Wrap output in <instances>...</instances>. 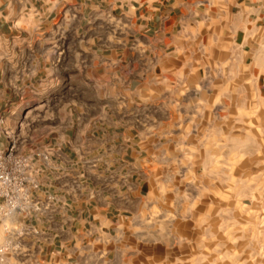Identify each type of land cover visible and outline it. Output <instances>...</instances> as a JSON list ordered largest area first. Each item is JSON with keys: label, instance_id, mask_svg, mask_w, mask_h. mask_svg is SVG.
<instances>
[{"label": "clouds", "instance_id": "9594fccd", "mask_svg": "<svg viewBox=\"0 0 264 264\" xmlns=\"http://www.w3.org/2000/svg\"><path fill=\"white\" fill-rule=\"evenodd\" d=\"M103 3L107 8L96 0H0V264H136L142 248L164 253L192 246L197 255L171 264H264V95L258 86L264 0ZM181 5L191 15L180 21L178 35L173 32L176 51L159 56L155 40L139 37L130 48L139 68L96 55L89 63L75 49L59 63L52 58L58 41L46 34L54 16H62L56 34L66 45L87 23L96 26L102 48L114 49L129 44L135 20L158 18L163 31L175 23L163 17ZM145 7L148 15L137 17ZM117 9L120 16L112 15ZM203 28L209 29L207 44ZM184 53L182 67L155 75L165 57ZM97 61L105 77L85 79ZM145 76L156 88L147 99L163 97L164 111L179 117L175 137L140 110L139 120L125 122L129 100L146 103L139 86L130 87ZM21 96L29 99L16 106ZM117 123L135 124L141 144L168 137L173 150L157 144L151 156L159 172L146 169L143 160H123L127 140L119 143L121 134L108 131ZM237 166L250 169L246 177L233 176ZM221 188L236 207L216 203L217 211L206 213L207 226L200 225L202 235L190 239L184 229L194 206ZM93 200L94 216L85 218L79 209L80 215H69L74 205ZM113 208L120 214H110ZM238 208L249 211V222L238 223ZM57 236L60 248L47 260Z\"/></svg>", "mask_w": 264, "mask_h": 264}, {"label": "crops", "instance_id": "0c3cea01", "mask_svg": "<svg viewBox=\"0 0 264 264\" xmlns=\"http://www.w3.org/2000/svg\"><path fill=\"white\" fill-rule=\"evenodd\" d=\"M75 3L81 4L84 2V0H74ZM97 3H101L103 7L107 8V4L103 3V0H96ZM168 0H165V4H167ZM173 3L176 2V0H172ZM188 4H192L193 0H186ZM138 7V6H137ZM161 11H164V8H161ZM149 10L147 7L144 9H141L137 12V17H140L141 15H148ZM112 15L114 16H120L119 9L112 12ZM190 13L187 12V9L185 7L178 6L175 9L172 10L171 13L167 14L165 17H163L164 20L167 21H175V23H168L166 27L161 31L160 23L161 20L158 18H153L151 21H143L140 19H137L134 21V23L137 25V31L135 35H129L128 41L129 44L127 46L122 47H116V48H102L100 46L101 44V37L99 34H94V29L96 28L95 25L89 26L87 23H85L79 30L78 33L74 34V39L71 44H65L64 38L60 37L56 34V26L60 23V20L62 16H54L50 25L51 31L46 34V36H55L56 43L55 45V52L53 59H56L59 63L63 60L65 55H68L69 52H72L73 49H75L76 52H79L82 58H87L89 63H91V58L93 55L105 57V58H112L113 60H119L123 67H128L129 64H132L133 68H139L138 63H132L133 58L136 56V53L134 51H130L131 48V42L139 37H147L150 41L155 40V48L157 49V55L164 56V51L167 50L168 52H175L177 48V44L173 43L174 35L173 32H175L177 35L180 33V21L186 20L190 17ZM144 25H147L146 30L144 29ZM7 27V25L5 26ZM208 28H203L201 30V37L204 39V43L207 44L208 42ZM26 35V34H25ZM242 38V34L241 37ZM90 40H95V44H90ZM180 44L187 43L184 40L179 41ZM197 43H199V40H197ZM37 46H39V42H36ZM47 47H52V45L46 44ZM90 49V51H89ZM188 55V53H184L182 55L177 56H171V57H165L163 66H157L154 69L156 76H161L166 70L169 69H175L183 66V61L185 57ZM198 58V57H197ZM156 57H153V62H155ZM108 61L106 60L105 63ZM97 73L99 75H97ZM200 75L203 74V70L200 71ZM3 73H0V78H2ZM105 77L104 72V66L97 61L96 62V72L92 71H86L84 74V78L87 80L92 79H100ZM260 78L264 79V76H261ZM148 79L149 77L145 76L143 80H135L130 82V87L135 90L139 86V88L142 91V95L146 98V103H142L139 98H136L134 100H129L130 110L128 111V116L126 119V123L129 121H132L133 119L139 120V115L137 110H140L143 113H146L147 116L152 117L153 119H156L158 123L161 125L162 131H168L170 130L172 132L173 137H175L176 134V124L179 120V117L173 112V111H164L163 105L165 103L163 97H161L159 100H156L155 98L147 99L148 97L152 96V93L155 92L156 88L155 86L150 87L148 85ZM73 81H75V77H73ZM0 87H3L2 83H0ZM127 92V89H126ZM29 97L21 96L17 98L16 106H19L20 104H24ZM163 113V114H162ZM142 123V121H140ZM109 132L112 133H120L121 139L119 143H123L125 140L128 142V146L125 149V152L123 154V160L127 161L129 163H134L136 160H143L144 161V167L146 169L150 168L152 171L159 172V169L152 165L151 163V156L155 154L156 148L155 146L157 144H164L167 146V136H156L151 137L148 141L141 144L139 134L137 132V129L135 127V124H132L131 126L125 128L120 123H117L116 128L108 129ZM98 135H101V133H97ZM146 183V182H145ZM87 184L90 185L92 188L99 190L101 187L100 185H95L92 183L91 180L87 181ZM104 195H108V193H104ZM69 203H71V198H69ZM96 201L93 200L91 203H88L87 201H81L79 204L74 205L72 210L69 212L70 216L73 215H80V211L82 210L83 215L85 218L89 217V213L91 212L94 216L96 214L97 209ZM110 214L112 215H119L120 213L115 210V208L108 210ZM125 215L127 213H124ZM59 219V218H57ZM46 227H50L49 225H46ZM73 231H76V227L73 226ZM60 248V237H56V241L52 249L47 251V260H51V252L58 250ZM144 252V248L141 249V253ZM140 253V254H141ZM41 259H44V257H41ZM45 264H47V261H45ZM136 264H139L138 261Z\"/></svg>", "mask_w": 264, "mask_h": 264}, {"label": "rangeland", "instance_id": "374dc122", "mask_svg": "<svg viewBox=\"0 0 264 264\" xmlns=\"http://www.w3.org/2000/svg\"><path fill=\"white\" fill-rule=\"evenodd\" d=\"M258 86L260 88L261 95H264V79L262 78L259 79ZM248 87L251 88L250 85ZM229 114L233 116L236 115L237 113L235 108H230ZM252 123H257V121L253 120ZM179 131H180L179 128H176V134H178ZM166 147L168 148L169 151H172L174 145L167 144ZM201 155H203V152H201ZM249 171H250L249 168L237 166L232 174L236 179H241L246 177ZM222 194L225 196L223 200L221 199ZM205 201L206 203L200 202L194 206V210L192 213V220L185 222L186 225H190V226H186L184 231L193 234L189 237L190 239H194L199 235H202V230L200 225L203 224L205 227L207 226V224L205 223L206 213L209 211V208H211V211L214 214L217 211L215 207L216 203L219 202L221 205H231L233 207H236V203L234 201L227 199V194L224 193L223 188H221L219 192H217L215 195H212L210 198L205 197ZM241 203L250 206L252 204V202L248 200L242 201ZM251 211L255 212L257 211V209L251 208ZM237 216L241 218L238 220V223H247L251 220L249 211L242 208H238ZM216 219L219 220V217H216ZM207 223H211V221L209 220L207 221ZM221 223H223V221H221ZM219 227H220L219 224L215 226L214 234L216 231H219ZM221 235H223V233H221ZM197 254H198V249H195L194 246L188 247L187 249L171 250L164 253H162L158 248H149V249H144V252L140 254L138 258V263L139 264H171V262L174 261L175 258L178 256H183L190 260L192 256ZM225 264H229V262H225Z\"/></svg>", "mask_w": 264, "mask_h": 264}]
</instances>
